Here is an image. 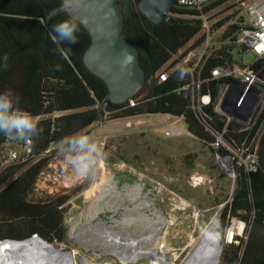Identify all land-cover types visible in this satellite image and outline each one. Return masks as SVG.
I'll return each mask as SVG.
<instances>
[{"label": "trees", "instance_id": "obj_1", "mask_svg": "<svg viewBox=\"0 0 264 264\" xmlns=\"http://www.w3.org/2000/svg\"><path fill=\"white\" fill-rule=\"evenodd\" d=\"M0 0V94L10 90L19 97L18 107L38 118L43 132L34 136L32 154L24 161L3 165L0 163V240H22L40 235L44 240L63 241L64 219L60 206L65 198L34 202L27 195L37 176L48 162L47 151L52 144L70 136L85 135L99 121V108L107 94L105 83L84 65L83 54L91 37L77 22V42L54 40V25L73 19L61 11L49 19L46 39V9L57 7L62 0ZM228 0H214L203 10L209 12ZM139 0H131V9L137 32L146 45L154 66V85L151 81L150 61L140 50V64L146 71V84L132 99L121 105L106 100L105 111L125 106L132 115L170 114L182 117L191 134L206 143L212 136L205 130L204 122L190 107L188 91L183 89L190 79L189 66L182 60L187 53L201 46L205 40L202 20L196 11L175 4L169 19L152 23L138 8ZM121 9L124 11L122 0ZM45 6V7H44ZM239 11L236 10V13ZM229 16L212 24L215 31L223 27L220 44L204 60L201 76L206 78L210 69L224 64L234 48L238 24H227ZM122 35L134 42L129 20L125 14ZM35 48V49H33ZM181 51V54H179ZM205 90V85L201 87ZM214 96L218 88L211 82ZM206 120L221 128L212 109ZM76 135V136H78ZM75 136V137H76ZM249 136H252L249 135ZM236 143L246 134H228ZM11 137L0 133V158L5 157L4 145ZM220 154H228L220 151ZM258 161L253 170L237 165L235 189L221 213L222 224L235 218L248 226L247 238L238 244H227L223 250L224 264H264V131L258 139Z\"/></svg>", "mask_w": 264, "mask_h": 264}, {"label": "rangeland", "instance_id": "obj_2", "mask_svg": "<svg viewBox=\"0 0 264 264\" xmlns=\"http://www.w3.org/2000/svg\"><path fill=\"white\" fill-rule=\"evenodd\" d=\"M249 2L228 0L213 8L207 13L211 25L227 16L230 18L226 25L230 24L236 10L244 11ZM222 30L223 27L215 31L213 38L218 40ZM199 48L186 59L196 61ZM254 59L252 53L232 51L234 62L250 65ZM172 128L179 132L172 133ZM188 131L181 117L132 115L125 109L105 111L102 121L83 132L100 148V155L87 174L69 164L64 151L68 141L81 132L52 144L46 153L48 162L27 199L42 202L66 197L62 208L64 237L61 242H50L54 248L69 252L73 264L80 259L94 264H170L174 259V264H183L217 220L214 242L221 245L219 264H224L225 237L231 229L236 231L237 221L222 224L221 213L231 200L235 181L214 151ZM20 142L11 137L4 145V154L11 147L20 149ZM4 161L3 156L0 163ZM104 177V188L96 191L97 183ZM104 227L126 237H137L158 227V240L153 235L147 241L157 243L154 250L158 255H144L124 263L109 247L97 245ZM163 245L167 253L163 252Z\"/></svg>", "mask_w": 264, "mask_h": 264}, {"label": "built area", "instance_id": "obj_3", "mask_svg": "<svg viewBox=\"0 0 264 264\" xmlns=\"http://www.w3.org/2000/svg\"><path fill=\"white\" fill-rule=\"evenodd\" d=\"M212 1L214 0H176L177 5L200 13L197 18L202 20V31L205 33L197 60L191 62L186 59L193 50L182 60L183 64L191 63L188 68L190 79L183 89L188 91L191 109L201 118L205 130L212 136V140L205 144L214 151L218 162L231 173L235 181L234 160L247 171L253 170L258 161V139L264 131V0H250L244 11L233 15L230 24H238L240 27L235 33L230 58L224 64L212 67L209 75L202 78L200 68L205 58L220 44H229V41L220 42L213 38L215 30L207 14L213 9L203 12ZM235 49H238L240 54L252 53L255 57L253 63L244 65L242 62H234L232 51ZM211 82H215L218 88L216 96L209 89ZM202 85H205V90L201 88ZM121 109H125V106L115 110ZM208 109H212L216 114L218 122L222 123L221 128H216V124L206 120L209 117ZM177 131L179 132L172 128L171 132ZM188 133H191L190 130ZM230 133L246 134V137L236 143L227 139L226 136ZM251 134L252 136H249ZM20 145V149H7L2 166L30 157L32 142L21 140ZM220 151H226L228 154L222 155ZM233 220L237 221V229L235 231L233 228L230 233L227 232L226 244H238L239 238H247L246 232L243 235L244 229L247 228L246 223L235 218L231 219Z\"/></svg>", "mask_w": 264, "mask_h": 264}, {"label": "water", "instance_id": "obj_4", "mask_svg": "<svg viewBox=\"0 0 264 264\" xmlns=\"http://www.w3.org/2000/svg\"><path fill=\"white\" fill-rule=\"evenodd\" d=\"M43 4V2L40 0ZM62 0L57 7L46 9V39L48 37L49 19L56 13L64 11L77 22L81 23L91 37V42L83 54L85 67L106 87L107 94L100 104L99 121L103 120L102 106L106 100L121 105L136 96L146 84V71L140 64V50L148 57L151 69V81L154 85V66L148 49L141 40L135 25L131 9V0ZM176 0H139L138 10L152 23L160 24L169 19ZM125 14L128 17L134 42L122 35L125 25ZM35 49V48H33ZM40 243L54 254L60 252L54 244L44 240L40 235L26 239L0 240V264H36L35 259L48 256L41 254L33 244ZM42 262V263H43Z\"/></svg>", "mask_w": 264, "mask_h": 264}, {"label": "clouds", "instance_id": "obj_5", "mask_svg": "<svg viewBox=\"0 0 264 264\" xmlns=\"http://www.w3.org/2000/svg\"><path fill=\"white\" fill-rule=\"evenodd\" d=\"M57 34L54 40L77 42L76 33L79 26L74 19H65L54 25ZM19 97L8 90L0 94V133L20 140L31 141L32 137L43 132L39 120L28 111L18 107ZM64 151L67 161L76 167L81 174H87L100 155L98 144L88 135L71 138Z\"/></svg>", "mask_w": 264, "mask_h": 264}, {"label": "bare ground", "instance_id": "obj_6", "mask_svg": "<svg viewBox=\"0 0 264 264\" xmlns=\"http://www.w3.org/2000/svg\"><path fill=\"white\" fill-rule=\"evenodd\" d=\"M100 179V182L97 183V190L101 192L104 186V179ZM95 193V191H92ZM92 193V194H93ZM95 195V194H93ZM92 200V199H91ZM86 209V208H85ZM86 211V210H85ZM84 213V212H83ZM79 214V213H78ZM195 215H197L195 213ZM78 225V224H77ZM103 225V224H102ZM158 227H155L152 230L147 231V233H139L137 237L124 236L123 234H114L113 230L108 227H104L102 231L103 235L98 238L97 245H103L109 247L110 250L118 256L124 263L130 260H136L141 256L148 255H158L157 251L154 250L156 242H147L150 238L155 236L154 240H158L159 232ZM217 231V220H215L200 240L199 244L195 250L186 258L183 264H219L221 245L214 242V237ZM231 231H229L230 233ZM78 233V232H77ZM72 234H75V227H73ZM78 236V235H77ZM73 237V236H72ZM69 238V237H68ZM101 240V242H100ZM90 243V242H89ZM92 244V243H91ZM35 247H38L42 253H46L48 256L46 262H43V258H36V264H73V258L67 257L64 254L52 253L49 248L42 246L40 243L33 244ZM163 252L167 253L168 249L165 245L162 246ZM61 252V251H60ZM43 262V263H42ZM106 262V261H105ZM175 260L173 259L170 264H174ZM77 264H94L92 261L86 259H80L77 261ZM106 264H111L108 261Z\"/></svg>", "mask_w": 264, "mask_h": 264}, {"label": "flooded vegetation", "instance_id": "obj_7", "mask_svg": "<svg viewBox=\"0 0 264 264\" xmlns=\"http://www.w3.org/2000/svg\"><path fill=\"white\" fill-rule=\"evenodd\" d=\"M58 199V198H57ZM67 200H65V202L60 206V208L62 209L64 207V204L66 203Z\"/></svg>", "mask_w": 264, "mask_h": 264}]
</instances>
